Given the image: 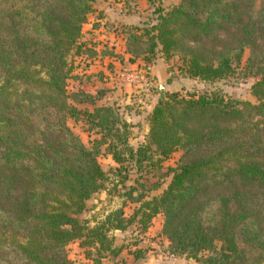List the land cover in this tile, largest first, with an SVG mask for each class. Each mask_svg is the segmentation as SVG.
Returning a JSON list of instances; mask_svg holds the SVG:
<instances>
[{
	"label": "trees",
	"instance_id": "trees-1",
	"mask_svg": "<svg viewBox=\"0 0 264 264\" xmlns=\"http://www.w3.org/2000/svg\"><path fill=\"white\" fill-rule=\"evenodd\" d=\"M94 4L0 0V264H73L65 246L74 240L85 248V264H103L106 253L113 259L122 249L107 231L134 223L144 232L158 214L171 255L264 264V0H179L155 9L151 24L123 25L127 61L138 59V68L175 60L181 77L213 84L247 50L242 67L253 78L254 102L216 88L164 93L134 148L127 144L132 123L99 102L102 90L68 88L67 56L79 54ZM70 121L94 137L84 142ZM177 150L175 166L158 173L168 176L158 194L130 186L131 213L116 209L92 226L81 219L103 187L102 154L120 168L146 164L149 171ZM143 250L134 249L133 259H143Z\"/></svg>",
	"mask_w": 264,
	"mask_h": 264
},
{
	"label": "rangeland",
	"instance_id": "rangeland-1",
	"mask_svg": "<svg viewBox=\"0 0 264 264\" xmlns=\"http://www.w3.org/2000/svg\"><path fill=\"white\" fill-rule=\"evenodd\" d=\"M178 1L96 0V9H102V16H97V13L95 18L92 14L88 16L89 20L84 24L81 39L78 41L79 44H82L79 54H74V50H72L67 56V59L73 65V77L68 79V88L75 89L79 87L91 92L102 90L103 97L99 102L110 105L117 111L118 115L123 118L127 117L132 121H137L139 116L142 118L149 112L158 98L159 90L156 89V84L161 82L163 83L161 89L163 94L171 91L179 93L201 92L216 88L230 98L254 102V97L249 90L253 78L242 67L247 50L244 51V56L233 73L213 84L195 78L181 77L176 73L175 60H170L167 64L164 63L165 69L170 71L164 81H160L157 77L150 79L149 68L145 70L136 67L137 64L142 65L138 59L133 62L125 60L123 25L151 24L154 22L156 15L155 9L165 10ZM101 4H105V7L101 8ZM91 47L92 49L95 47V50H93L92 55H89L86 49H91ZM159 70L161 71L160 67H156L157 76ZM120 72L136 74L137 81L131 83L118 79ZM69 125L75 132L79 133L84 142L94 137L91 131L88 132L82 129L81 123L70 121ZM147 128V122L143 118L140 123L135 124L131 129L127 144L134 148L142 141L143 135L148 131ZM180 154V150L175 151L167 159L160 162L161 168L152 167L149 171L145 167L146 164H143L140 169L132 163L124 164L125 168H120L108 155L102 154L99 157V162L105 172L103 187L86 201L85 210L80 215L81 219L92 226L116 209H121L124 214L128 215L131 213L134 203L125 195L127 188L130 186L139 188V185L142 184V190L147 193L148 197L152 194H158L168 181V176H160L158 173H163L168 167L175 166ZM155 181H159V187L156 190H149L152 182ZM136 193L137 190L132 192V195L134 196ZM161 221V215H156L144 232L139 231L134 223L127 225L122 231H107L111 246L121 247L122 249L119 254L114 258L112 257L113 259L106 253L101 259V263L109 264L123 260L127 264H188L189 262L190 264H202L194 258L168 253L166 241L159 232ZM65 248L67 256L73 264L87 263L85 248L79 246L78 240L69 242ZM134 249H144V258L133 259L131 252ZM199 255L202 256L204 253Z\"/></svg>",
	"mask_w": 264,
	"mask_h": 264
},
{
	"label": "crops",
	"instance_id": "crops-1",
	"mask_svg": "<svg viewBox=\"0 0 264 264\" xmlns=\"http://www.w3.org/2000/svg\"><path fill=\"white\" fill-rule=\"evenodd\" d=\"M100 7L101 8H104L105 7V4H101L100 5ZM97 8V6H96V0H95V4H94V11L91 13L92 15H94V18H95V14L97 13L98 15L97 16H102L101 14L103 13L101 10L102 9H96ZM105 10V9H104ZM90 15V14H89ZM88 15V16H89ZM87 16V20H86V22H88V17ZM97 18V17H96ZM94 20H96V19H94ZM85 22V23H86ZM85 23H83V25H82V33H83V26H84V24ZM82 36V35H81ZM80 39H81V37H80ZM123 45H124V42H123ZM81 47H82V44H81ZM95 47H93V49H92V47H91V50H95L94 49ZM123 52H124V48H123ZM125 53V52H124ZM125 60H127V54L125 53ZM139 62V61H138ZM160 67V69H161V71L159 72V71H157V73H158V76L156 75V71H155V69H156V67ZM136 67H138L137 65H136ZM151 76L149 77L150 79H153L154 77H157V78H159L160 79V81H164V78L169 74L167 71H166V69H165V64H164V62L162 61V59L161 58H156L154 61H153V63H151V66L149 67V72H148ZM148 113V112H147ZM147 113L141 118L140 116H139V118H137V121H132V120H130V119H128L127 117H125L124 119L127 121V122H129V123H132V125L133 126H135V124H137V123H140L141 121H142V119L143 118H145V121H146V116H147ZM138 121H140V122H138ZM145 129H146V127H145Z\"/></svg>",
	"mask_w": 264,
	"mask_h": 264
},
{
	"label": "built area",
	"instance_id": "built-area-1",
	"mask_svg": "<svg viewBox=\"0 0 264 264\" xmlns=\"http://www.w3.org/2000/svg\"><path fill=\"white\" fill-rule=\"evenodd\" d=\"M118 79L133 83L137 81V75L134 73L120 72L118 74Z\"/></svg>",
	"mask_w": 264,
	"mask_h": 264
},
{
	"label": "water",
	"instance_id": "water-1",
	"mask_svg": "<svg viewBox=\"0 0 264 264\" xmlns=\"http://www.w3.org/2000/svg\"><path fill=\"white\" fill-rule=\"evenodd\" d=\"M163 88V83L161 82V83H159V84H156V89L157 90H159L158 91V98H162V96H163V92H162V89ZM147 130H148V128H147ZM188 264H190V262L188 263Z\"/></svg>",
	"mask_w": 264,
	"mask_h": 264
}]
</instances>
